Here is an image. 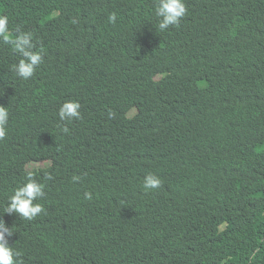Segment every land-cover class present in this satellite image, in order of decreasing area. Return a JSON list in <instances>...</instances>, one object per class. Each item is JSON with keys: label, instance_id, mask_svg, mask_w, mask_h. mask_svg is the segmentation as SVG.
I'll list each match as a JSON object with an SVG mask.
<instances>
[{"label": "trees", "instance_id": "trees-1", "mask_svg": "<svg viewBox=\"0 0 264 264\" xmlns=\"http://www.w3.org/2000/svg\"><path fill=\"white\" fill-rule=\"evenodd\" d=\"M0 264H264V0H0Z\"/></svg>", "mask_w": 264, "mask_h": 264}, {"label": "rangeland", "instance_id": "rangeland-1", "mask_svg": "<svg viewBox=\"0 0 264 264\" xmlns=\"http://www.w3.org/2000/svg\"><path fill=\"white\" fill-rule=\"evenodd\" d=\"M136 113V111L134 110L131 114H130V116H132V115H134ZM47 163L46 162H35V163H32L31 165H30V168H36V167H42V166H45Z\"/></svg>", "mask_w": 264, "mask_h": 264}]
</instances>
